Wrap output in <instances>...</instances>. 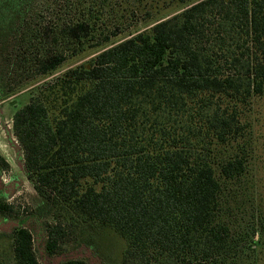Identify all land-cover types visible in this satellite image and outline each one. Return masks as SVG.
Instances as JSON below:
<instances>
[{
    "label": "trees",
    "instance_id": "16d2710c",
    "mask_svg": "<svg viewBox=\"0 0 264 264\" xmlns=\"http://www.w3.org/2000/svg\"><path fill=\"white\" fill-rule=\"evenodd\" d=\"M38 1L0 0V50L11 48L0 101L95 51L12 118L36 211L54 218L47 252L77 227L124 240L106 264H264V189L248 175L264 0L184 2L122 37L107 0ZM45 4L67 13L43 22ZM12 211L0 201L1 214ZM0 264H41L28 228L0 232Z\"/></svg>",
    "mask_w": 264,
    "mask_h": 264
},
{
    "label": "rangeland",
    "instance_id": "374dc122",
    "mask_svg": "<svg viewBox=\"0 0 264 264\" xmlns=\"http://www.w3.org/2000/svg\"><path fill=\"white\" fill-rule=\"evenodd\" d=\"M189 1L192 0H107V3L108 11L111 14L110 21L113 23V31L122 37L137 30L150 28L156 19L174 14ZM38 2L43 3L44 0ZM64 10L63 5L54 8L45 4L41 15L42 21L53 20L52 24H54L56 17H64L67 13ZM54 14L56 17H53ZM2 50H0V83H6L5 86H7L9 83L6 80H8L9 68L11 67L7 58L11 48H8L7 51ZM94 52V50L89 49V51L83 52L80 57L67 58L55 74L49 77L44 79L34 77L29 78L30 80L27 79L29 81L24 80L21 83L24 85L16 89V94L0 102V153L10 162L12 174H15L12 179L14 178L18 183L17 186L11 185L12 182L9 183L10 172L0 175V195L5 194L6 200L13 204L11 216L4 218L0 215V232H10L17 226L27 227L33 235L34 250L41 264H59L63 260L71 258H83L87 264L116 262L125 245L124 240L111 229H97L87 232L85 229L81 231L75 227L73 230H68L58 251L53 254L47 252L45 248L46 225L53 223L54 218L53 216L40 215L36 211L39 194L26 176L23 149L13 131L12 118L14 112L30 100L39 86L58 76L67 68L88 60ZM250 109L248 112L250 116L248 137L253 148L249 149L251 159L248 175L253 186L264 189V97L256 98ZM6 184L8 185L5 186ZM238 212L241 213V211ZM90 234L93 239L89 237Z\"/></svg>",
    "mask_w": 264,
    "mask_h": 264
},
{
    "label": "flooded vegetation",
    "instance_id": "af4514ba",
    "mask_svg": "<svg viewBox=\"0 0 264 264\" xmlns=\"http://www.w3.org/2000/svg\"><path fill=\"white\" fill-rule=\"evenodd\" d=\"M1 102V101H0ZM24 156V155H23ZM6 162V163H5ZM24 169H25V167H24ZM6 172H10L9 173V183H11L12 182V184L11 185H13V186H17L18 185V183H17V181L16 180H14V178L12 179V177L15 175V174H12V169H11V164H10V162L8 161V159L3 155V154H1L0 153V175H2V174H4V173H6ZM27 176V175H26ZM28 178V177H27ZM13 180V181H12ZM29 180V179H28ZM30 181V180H29ZM8 184H6L5 186H7ZM0 201H3V202H6V203H8V204H11V203H9L7 200H6V195L5 194H2V195H0ZM11 205H13V204H11ZM0 215L2 216V217H4V218H8V216H11L10 214H8V215H3V214H1L0 213ZM18 227V226H17ZM25 227V226H24ZM15 228V227H14ZM13 228V229H14ZM27 228V227H26ZM12 229V230H13ZM11 230V231H12ZM10 231V232H11ZM3 232H8V231H3ZM66 260V259H65ZM64 261V260H63Z\"/></svg>",
    "mask_w": 264,
    "mask_h": 264
}]
</instances>
